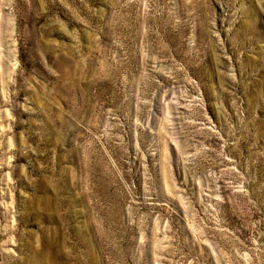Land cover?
I'll use <instances>...</instances> for the list:
<instances>
[{
	"label": "rangeland",
	"instance_id": "obj_1",
	"mask_svg": "<svg viewBox=\"0 0 264 264\" xmlns=\"http://www.w3.org/2000/svg\"><path fill=\"white\" fill-rule=\"evenodd\" d=\"M0 264H264V0H0Z\"/></svg>",
	"mask_w": 264,
	"mask_h": 264
}]
</instances>
